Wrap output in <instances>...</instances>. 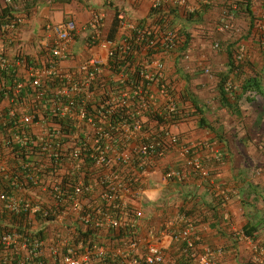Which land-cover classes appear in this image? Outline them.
Returning <instances> with one entry per match:
<instances>
[{
	"label": "crops",
	"instance_id": "1",
	"mask_svg": "<svg viewBox=\"0 0 264 264\" xmlns=\"http://www.w3.org/2000/svg\"><path fill=\"white\" fill-rule=\"evenodd\" d=\"M154 1L39 0L21 6L18 0L19 11L25 15L24 22L14 37L0 40V46L3 45V53L9 57L23 54L28 64H50L55 36L45 29L46 24L74 19L77 31L69 43V58L59 60L58 68L75 72L86 59L96 55L104 61L102 73L107 78L118 79L120 76L107 68L106 53L99 42L108 39L114 16L119 12L122 20L113 41L122 45L124 36L138 21L147 19L150 22ZM187 3L195 6V9L199 6V0H187ZM208 3L217 7L220 0H209ZM161 6L177 7L180 12L177 23L188 31H193V28L194 31L205 32L204 29L211 28L208 21L212 10L207 11L202 20L188 22L184 14L187 11L174 0H162ZM252 11L256 18V37L253 38L254 31L250 35L247 30L249 39L241 46L247 56L237 61L238 68L234 71L229 69L226 51L204 59L205 38L197 46L191 43L186 54L180 55L179 50L173 49L156 56L165 64V78L173 81L176 97L183 104L185 101L187 103L186 106L182 105L185 117L170 129L183 142L203 144L205 147L199 150L198 155L210 169L209 178H200L186 171L185 165L180 163L173 151L167 152L164 157L152 158L145 169H139L142 170L138 176L143 192L132 203L140 214L137 234L142 243L139 253L142 255L143 241L149 231L160 230V244L165 255L162 264H184L182 260L186 253L187 258L194 261L192 264H200L199 255L206 246L222 249L221 254H214L213 257L218 264H263L260 249L264 248V0H254ZM99 14L104 15L102 24L97 29H91L88 22ZM148 51V47L143 48L137 58L146 60L144 57ZM186 55L190 56V60L186 59ZM204 68H210V73H205ZM19 73L26 79L24 66L20 67ZM227 75H230L237 95L231 99L230 106L220 100V80ZM249 81H254V88L245 90V84ZM150 89L152 93L147 92L146 97L151 105L158 106L173 100L171 94L163 95L157 84L150 85ZM39 127L34 126L37 130ZM147 131L157 132V128ZM141 140L142 136H136L130 141L131 146L136 147ZM171 167L185 171L186 176L182 180L166 179L165 171ZM1 169L3 164H0ZM12 194L18 199H26L30 196L42 197L44 193L38 188L27 190L19 186ZM180 214L193 220L191 246H187L189 250L185 249L186 246L182 248L187 244L178 232V224H182L177 221ZM11 218L0 202L2 229L8 227L12 228H6L8 231L38 232L47 244L59 236H67L68 230L85 239H97L110 250L121 245L124 238V235H118V231H94L73 222L72 227L68 228V225L42 222L35 217L28 219L31 224L29 228H23L26 227L24 224ZM245 230L251 231L252 236H247ZM191 252H195V258L189 255ZM43 259L51 261L48 250Z\"/></svg>",
	"mask_w": 264,
	"mask_h": 264
},
{
	"label": "built area",
	"instance_id": "2",
	"mask_svg": "<svg viewBox=\"0 0 264 264\" xmlns=\"http://www.w3.org/2000/svg\"><path fill=\"white\" fill-rule=\"evenodd\" d=\"M0 1V10L9 7L12 16L9 22L0 23V40L3 41V38L15 36L25 15L19 11L21 8L18 0ZM36 1L39 0H19L21 6ZM174 2L188 12L195 11V6L189 5L187 0ZM161 4L162 0H155L152 7L156 9ZM235 10L234 3L232 11L222 17L219 31L230 29V19L234 17ZM103 18V14L96 15L88 22V26L97 29ZM45 29L55 36L50 64H28L23 54L9 57L3 53V45L0 46V76L3 75V70L10 69L16 70L18 74V80L12 87L3 86V77L0 81V128L3 129L4 103L8 105L7 115L14 127V143L23 148H27L30 143L38 144L35 153L55 165L53 177H56L52 178L50 187L41 189L44 193L42 197L18 199L0 189V202L11 216L25 213L30 218L52 217L50 222L68 225V228L72 227L73 222L94 231L124 230L126 235L120 242L121 245L110 250L97 239H85L76 235L73 230H68V237L59 236L50 244L38 232L0 230V264H162L165 255L160 244V230L149 231L148 237L143 241L142 255L139 253L142 243L137 234L140 214L132 205L143 192L138 176L142 170L139 169H145L152 158H161L173 151L180 163L185 165L186 171L207 179L210 177V169L198 155L199 150L205 146L183 142L165 125H161L157 132L145 131L140 117L148 108V98L141 85H134L120 95L106 94L102 97V94L95 93L92 85L97 75L102 73L104 65L99 56L86 59L75 72L59 69V60L69 58V43L77 31L74 19L61 23L48 22ZM167 37L172 41L171 30ZM99 45L105 51L107 60L119 55V51L128 50L126 43L121 45L110 39L100 40ZM215 46L218 47L219 43H215ZM143 64L141 75L146 81L153 83L165 75V64L161 60L156 59L151 63L145 61ZM21 66L25 67L26 79L19 73ZM206 72H210L209 69ZM119 76L123 81L127 79L128 73L123 72ZM52 77H58L63 83L55 92L49 93L43 87V82ZM26 86L32 92L24 98H18ZM162 94L168 96L164 89ZM169 102L170 111H173V100L170 99ZM89 105L100 123L96 124L91 117ZM132 105L136 107L131 108L129 118L118 123L111 122L110 115L118 111V106ZM63 120L72 121V129L63 128L60 124ZM35 125H40L38 130L34 128ZM31 127L35 129V139L31 138L34 143L29 142L31 139L28 138V129ZM136 136H142V140L136 147H132L130 141ZM221 159L219 155V160ZM87 160L94 166L93 170L83 169ZM1 161L3 158L0 157ZM65 176L67 181L64 183ZM164 176L166 179L182 180L186 172L171 167L165 171ZM32 179L35 183L38 182V178L32 176ZM177 221L182 223L178 224L180 238L187 246H191L193 220L180 214ZM46 250L49 251L50 262L43 259ZM260 252L264 264V248ZM16 253L19 255L16 256ZM221 253V248L206 246L199 255L200 264H218L213 257L214 254ZM189 255L196 257L195 252Z\"/></svg>",
	"mask_w": 264,
	"mask_h": 264
},
{
	"label": "trees",
	"instance_id": "3",
	"mask_svg": "<svg viewBox=\"0 0 264 264\" xmlns=\"http://www.w3.org/2000/svg\"><path fill=\"white\" fill-rule=\"evenodd\" d=\"M209 0H199V6L195 9L194 12H186L185 19L188 22H197L203 19L204 14L209 11L216 9L217 7L230 13L233 9V4L236 5L235 14L245 13L249 17V29L248 34H252L255 31L254 22L255 15L252 11V4L254 0H220L217 7L214 4L208 3ZM180 12L177 7H164L159 6L158 8H151L150 12V22H147V19L138 21L134 29L124 36L123 43H126L128 50L125 52L119 51L115 57L107 60V68L119 76L120 73L127 72V79L123 80L121 77L118 79L107 78L103 73L97 75L95 83L92 85V90L95 93L102 94V97H105L106 94H115L120 95L124 91H128L133 88L134 85H141L145 94L152 93L150 85L157 84L160 90L164 89L167 94H171L173 98V103L175 109L170 111L169 102L162 103L158 106L156 104L150 103L149 99L147 100L148 108L142 112L141 122L144 130L159 128L161 125H165L169 128L176 125L180 122L185 116V109L180 105L181 101L176 97L173 87V81H168L163 75L158 81H146L142 75L141 70L143 68V62L147 61L151 63L156 59L157 54L161 52L169 53L170 50L176 49L179 50L180 55L186 54L189 46L192 43V33L188 31L184 26H179L177 23L178 16ZM11 10L9 7H4L2 10V16H0V23H7L11 20ZM122 20V16L117 12L114 16L112 26L110 28L108 39L114 40V37L119 29V23ZM171 30L173 33L172 41L167 37L168 31ZM243 35L242 38H248L249 35ZM165 41V42H164ZM237 41H223L221 43V49L227 52V57L229 60V69L234 71L238 68L237 57L235 55V49L237 48ZM220 45V44H219ZM148 47L149 51L147 55L142 58H137L140 54V51ZM174 52V51H172ZM158 59V58H157ZM161 60V59H159ZM3 77V86L12 87L15 85V81L18 80V74L16 70H3V75L0 76V81ZM220 100L226 105L230 106L231 99L236 98V91L233 87V81L230 80V75L221 78L220 80ZM62 81L58 77L47 78L43 82V87H46L49 93L56 91V88L62 85ZM245 90L249 88H254V81H249L245 84ZM29 92H32V89L29 86H26L22 92L19 93L18 98H24L28 95ZM235 97V98H234ZM136 103V102H135ZM196 106L197 104L194 103ZM136 105L128 106H118V111L110 115V120L112 123H118L125 118H129V113H131V108H135ZM8 105L3 103V129L0 128V157L3 158V161L0 164H3V169L0 170V189L3 192L12 194L19 186L27 190L33 189H44L50 187L52 184V178L56 177L54 175L55 165L45 157L37 155L35 152L38 150V144H29L27 148L20 147L18 144L14 143L12 140V133L14 127L10 121L11 118L7 115ZM89 112H91V117L94 119L95 123L98 124L99 119L94 117V111L92 106H88ZM96 114V113H95ZM129 120V119H127ZM60 124L63 128L72 129V121H60ZM203 125H206L202 121ZM74 128V127H73ZM28 138L35 139V129L33 127L29 128ZM37 131V130H36ZM32 142V139L29 140ZM34 143V142H32ZM86 168L85 171L93 170L92 163L87 160L83 165ZM33 178H38V182L35 183ZM66 177V176H65ZM64 177V178H65ZM64 183L67 181L63 180ZM12 220L14 222L22 223L29 228L31 224L28 223L30 218L27 214L23 213L22 215H12ZM39 221H52V217H47L46 219L40 216L35 217ZM21 224V225H22ZM8 227L0 226V230H5ZM12 229V228H11ZM10 229V230H11ZM22 233H25L26 230H19ZM247 236H252V232L245 230ZM118 235H125L124 230L118 232ZM186 246V247H185ZM187 249V245H184L182 248ZM188 253L184 254L186 256L182 261L184 264H192L194 262L190 258H187ZM196 262V261H195Z\"/></svg>",
	"mask_w": 264,
	"mask_h": 264
},
{
	"label": "rangeland",
	"instance_id": "4",
	"mask_svg": "<svg viewBox=\"0 0 264 264\" xmlns=\"http://www.w3.org/2000/svg\"><path fill=\"white\" fill-rule=\"evenodd\" d=\"M185 11H187L185 9ZM226 9L222 10L219 9L218 7L216 9H213L211 11V19L208 21V23L211 24V28L209 29H204L206 30L205 32H201V31H194V29L192 28L193 31H190V33H193L194 35H192V44H197L199 43L200 40L205 38V42H204V47L206 50L203 51L204 55L206 54V60H208L209 55L214 56L215 54H221L223 52V50L221 49V43L223 41L226 40H230V41H237V48L235 49V55L237 57L238 62L242 61L246 58L247 54L243 51V49H241V46L245 43V41H248L249 38H242L243 35L247 34V30L249 27V23L250 21L247 20V14L245 13H240V14H235L234 17L231 20V27L230 29L226 30V31H219L218 28L220 27L221 24V19L224 15H227L228 12H225ZM188 12V11H187ZM225 12V13H224ZM186 14V12L184 13ZM256 19V18H255ZM256 22H254V26H255ZM190 28V27H189ZM196 29V28H195ZM191 30V28H190ZM256 37V32L254 31V35L253 38ZM215 43H219L220 45L218 47L215 46ZM202 46H200L201 48ZM186 59L190 60V56L186 55L185 56ZM219 58V57H218ZM208 69V68H207ZM203 71H205V73H210V72H206V68L203 69ZM210 71V68H209ZM180 100V98H179ZM181 101V100H180ZM185 104L187 105L186 101ZM185 104L180 103V105L182 106H186Z\"/></svg>",
	"mask_w": 264,
	"mask_h": 264
}]
</instances>
